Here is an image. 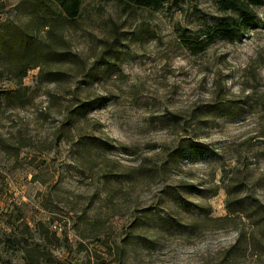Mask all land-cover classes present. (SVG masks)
<instances>
[{
    "label": "rangeland",
    "instance_id": "obj_1",
    "mask_svg": "<svg viewBox=\"0 0 264 264\" xmlns=\"http://www.w3.org/2000/svg\"><path fill=\"white\" fill-rule=\"evenodd\" d=\"M19 2L0 0V25L10 31L27 26ZM216 2L128 13L115 1L82 0L61 43L50 44L62 62L42 68L66 73L64 82L45 83L36 68L17 85L0 66V91L17 97L0 106V264H28L26 251L38 258L37 250L51 264H209L238 232L260 235L242 216L203 222V210L226 215V186L264 205V7L240 41L193 52L183 40H206L222 16ZM30 31L46 41V29ZM111 44L113 55L104 54ZM92 138L112 149L90 148ZM186 139L211 156L169 162ZM183 185L195 188L182 192L189 212L168 197ZM116 248L124 254L114 257Z\"/></svg>",
    "mask_w": 264,
    "mask_h": 264
},
{
    "label": "trees",
    "instance_id": "obj_2",
    "mask_svg": "<svg viewBox=\"0 0 264 264\" xmlns=\"http://www.w3.org/2000/svg\"><path fill=\"white\" fill-rule=\"evenodd\" d=\"M100 1H115L123 12L132 13L136 9L158 10L165 4L177 5L183 0ZM81 2L82 0H20L16 6V10L24 13V16L28 19L27 26L10 31V29H6V27L0 25V66H3L8 71L17 85L22 84L29 70L36 68L40 69L38 76L43 78L45 83L59 84L65 81L66 73L61 71H43L42 68L52 63L59 64L62 62L63 53L54 50L50 44L61 43L62 40L58 32L73 25V21L79 15ZM216 3L217 10L222 13V16L216 20L213 28L208 29L206 40L198 38H186L183 40L184 45L192 49L193 52L203 51L215 39L229 43L238 42L247 34L249 29L260 23L255 9L264 7V0H217ZM32 28L37 34L42 29H46V41H40L36 35H32L30 31ZM105 50L107 52L104 54L113 55V44L106 47ZM94 74L95 69L92 67L84 77L93 79ZM15 94L16 92L11 90L0 91V106L8 101H12V99H17ZM100 100L101 98H97L79 103L74 110V116L83 117L86 111L95 109L99 105ZM179 119L178 116L171 115V119L169 120L171 127L178 126L180 123ZM78 146L85 149L87 144L80 142ZM90 148L110 151L112 146L105 141L102 142V140L92 138ZM210 152L198 141L186 139L180 140L175 148L168 153V158L169 162H177L178 159L183 161L189 159V157L190 160L196 158L205 160L211 156ZM178 189L180 192L170 193L168 197L178 209H181L183 212H189L191 207L183 200L182 192L191 194V192L195 191V188L192 185H183ZM225 190L226 215L220 218H212L206 210H203L205 214L203 222L208 224L222 223L227 220L230 221L236 216H242L250 220L254 227H260V235H256L253 232L250 234L238 232L235 242L230 247L220 251L209 264H238L247 256L259 259L263 258L264 205L250 196L240 197L243 191L237 190L236 186H226ZM162 221L165 227L171 228V222L174 220L173 218L165 217ZM135 225V228L139 227L137 222ZM196 228V224L191 225L192 230ZM131 245L132 240L128 237L126 241H123L122 248L130 247ZM29 252L31 251H26L28 264H41V262L51 264L49 256L42 252L37 250L38 258H33ZM123 254L124 250L116 248L114 257H120Z\"/></svg>",
    "mask_w": 264,
    "mask_h": 264
}]
</instances>
